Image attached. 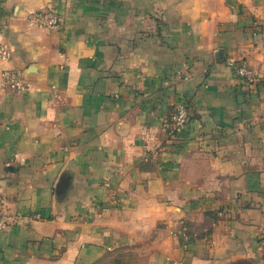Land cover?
<instances>
[{"label":"crops","instance_id":"crops-1","mask_svg":"<svg viewBox=\"0 0 264 264\" xmlns=\"http://www.w3.org/2000/svg\"><path fill=\"white\" fill-rule=\"evenodd\" d=\"M0 45V264H264V0H5Z\"/></svg>","mask_w":264,"mask_h":264},{"label":"built area","instance_id":"built-area-1","mask_svg":"<svg viewBox=\"0 0 264 264\" xmlns=\"http://www.w3.org/2000/svg\"><path fill=\"white\" fill-rule=\"evenodd\" d=\"M29 21L35 24L41 29L48 31H57L61 27L62 19L61 16L53 9L47 8L40 10L37 13H31L29 16ZM11 57V52L7 46L0 45V60L8 61ZM235 76L244 82H253L255 80L256 74L251 71L246 65L240 64L234 66ZM2 79L4 86L15 91L16 93H21L25 91L26 84L22 80L20 74L15 70H4L2 72ZM189 121V109L187 103L179 102L175 104L173 108V113L171 116V125L169 128V133L172 138L179 135L184 127ZM41 216H36L40 218ZM33 217L22 216L19 214H11L6 209H0V233H8L14 227L19 225H27ZM182 247L184 249L189 248L193 241L197 240L196 235H190L187 231H183L181 234ZM179 264V263H173Z\"/></svg>","mask_w":264,"mask_h":264},{"label":"trees","instance_id":"trees-1","mask_svg":"<svg viewBox=\"0 0 264 264\" xmlns=\"http://www.w3.org/2000/svg\"><path fill=\"white\" fill-rule=\"evenodd\" d=\"M5 0H0V3H3ZM263 241H264V239H263ZM263 259H264V255H263Z\"/></svg>","mask_w":264,"mask_h":264}]
</instances>
